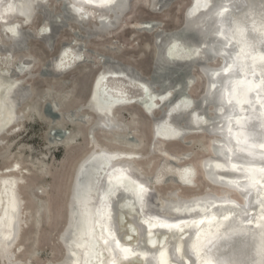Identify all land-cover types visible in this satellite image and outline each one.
<instances>
[{
	"label": "bare ground",
	"instance_id": "6f19581e",
	"mask_svg": "<svg viewBox=\"0 0 264 264\" xmlns=\"http://www.w3.org/2000/svg\"><path fill=\"white\" fill-rule=\"evenodd\" d=\"M8 1L9 0H0V33H2L1 35L4 34L3 38L5 40L6 36L9 37V33L4 32L1 29V25L10 29L17 27L19 24L21 25V20H17L18 16L10 20L7 19ZM71 1L73 5L78 8L83 9L87 7L91 10V13L94 12L93 7H104V9L109 10L121 4L120 0H105L103 4L100 3V0H91V2H89V0ZM158 1L159 0L154 4L158 3ZM208 1L209 0H196V3L193 5L195 0H191L186 3L184 12L188 13L189 11L199 9V14L197 15L198 20H201L206 15L209 16L214 14L213 16L217 18L215 22L220 23V26L217 27V30H213L212 34L213 36L221 35L225 39L218 47H213L212 49L210 46L211 51H213V54L210 56L212 60L207 64L197 62L195 64L196 69L192 74L196 75L195 72H198L199 75L204 77V88L196 97L200 96L202 99H205L206 94L209 97L213 96V93L215 94L216 92L215 95L218 98V103H211L209 106L210 118L206 117L203 108H199L192 94H183L181 91L174 95V97H171L168 103L164 104L162 108L161 105H159L160 99L166 94H173V88L178 85L177 82L183 77L180 78L181 75L179 76L177 74H174V76L177 75L179 78H176V76L175 78L168 76V79L166 78L168 81L169 78H173V80L169 81L170 84L166 87L160 85L162 82L161 76L163 75L153 72V62L154 55L158 49L156 39L161 38L160 41H164L165 37H161L162 31H159L157 28L154 30L150 28L146 30L148 23L152 20L151 18H144L148 20L142 21L139 26L142 28L140 32H146L151 35L153 54L148 75H144L137 70L129 69L127 67L128 65L124 66L113 64V62H102L98 55V62L94 63V61L91 60L93 64L99 66L95 74L94 72L98 67L93 68L89 62H87V64H89L91 68L96 69L93 72L90 83L92 92L95 86L100 85L103 92L109 94L114 101H119L114 112L117 116L120 115L118 108L121 106L132 104L138 100L147 104L149 99L152 100L153 105L157 108L154 113V118L151 119V133H153L154 126L166 121L165 116L161 115L162 111L170 110L183 98H188L194 104L193 108L188 111L190 114H194L197 118H204V125L198 123V120H195L197 127L188 125V121L185 118L180 122H176L174 119L166 121L181 134H179L180 136L178 137L169 138L166 141L162 140L160 143L166 145L170 143L169 141H175L182 146L190 147L193 143V139L191 138L192 135L202 132L209 135V154L200 159L199 167L205 181L219 189H206L202 192L185 196L181 195L178 186L173 184L174 186L172 188L158 193L154 199L162 201L165 196L175 192L185 200L203 199L207 195L210 196L212 194L222 198L214 199L208 206L211 207V210L205 212V209L208 207L203 208L202 214L174 217L169 211L164 210L159 212L156 209L157 204L152 200V193L149 185L152 179H158L159 175L165 179L169 171H177L180 175H187L188 172H193L192 176L189 175L185 178L192 183L191 186L186 187L197 188L199 186L197 181L198 169L194 163L190 161L191 157H189L191 150L169 151L162 149L161 157L153 166L151 172L144 173L140 165H137L134 161L135 159L144 160L152 155L155 150L159 151V147H155L156 142L150 139L151 136L149 137L150 141L145 151L132 148H112L100 143L98 138H95L94 133L97 134L103 131L111 135L115 141H123L129 145L136 143L135 139L137 137L131 136L129 134L130 130L126 124L119 119L118 123H120V125L123 124L125 127V130L122 132L119 125L110 127L105 119L93 118L91 125L102 123L107 127L106 129L103 128L94 132L88 129L87 140L90 149L76 164L72 181L77 170L91 157L96 158L97 161L101 160L103 156L105 158L108 157L107 159L115 156L118 158L115 160L110 159V165L104 168L100 176L102 180L99 186L100 189L95 193L92 202L89 204L90 210L88 214L84 208H81V203H79L77 216L81 225L78 234L76 233V235H73V238L69 241V246L66 248L59 243L62 247L63 255L60 260L54 261L51 264H149L150 261L151 264H163L165 261L167 264H171L173 259L171 256L172 244H176L177 247L180 248V252L177 253V255H184L185 264H193V262H195V264H201V260L196 256L190 257L185 254L186 249L184 247L185 244H190L192 241L196 240L195 232L197 231V227L200 231L201 244L204 245L205 248H211V251L206 253L202 248L201 255H206V258L212 260L213 264H217V261H223L225 264H233V262L236 261L243 262V264H251L252 261H255V264H260V256L257 254V250L260 247L262 237H264V204H261V201H264V172L261 171V169L264 168V67L260 66L264 64V60L261 59V57H264V47H262V43H264V0H225V4L221 3V5L209 7L204 11L200 10L207 5ZM85 3H88L90 6H88V4L85 5ZM95 16L102 18L109 17V14L108 12H98ZM221 18L223 24L219 21ZM3 19L6 20L4 23L1 22ZM48 20V18L44 17L43 25L48 24ZM227 22H231L234 26H237L235 27V31L238 33L236 40L235 37L230 34L233 32V28L231 26L229 27ZM178 27L179 25L172 29H164V32L168 34ZM18 31L22 34L24 33L23 29L21 30V26L18 28ZM33 32L40 36L36 39L43 41L45 34L41 35L40 33H44V31L36 32L33 30ZM52 34L54 36V33ZM112 35L113 34H110L109 36L111 37ZM53 36H51L50 40ZM75 37H79V35L75 34ZM80 37L84 40L87 39L85 34L80 35ZM50 40L47 43L44 42L48 54L51 52L49 48ZM189 41L191 48L194 50L201 49V45H207L206 41L199 38V35H191ZM237 41L240 42L244 48L249 49L251 52H255L252 58L256 63L255 69L249 70L246 59H243L242 56L240 57V54L232 48V45ZM165 43L167 45L168 42L165 41ZM0 45H6L5 49L7 52H11L15 49L16 51L17 49L25 51V53L17 58L15 62L16 66L11 69V72H0L1 134V132L7 128V125H11L19 120L16 113V105L18 104H16V102L18 101L15 100L17 99L15 96L19 95L21 102L26 101L28 96H32V91L31 94L27 96L25 88H28V84L24 87L22 83L27 79L33 78L37 74L30 72L31 69L29 70L31 59L33 58H31L32 55L28 56L27 52H29V47H20L21 45L19 43L11 45L7 40L5 45H3V43H0ZM69 45V43H63L58 54L51 58L54 62V67L66 68L65 65V67H60V65L63 63L62 59H65L63 55L67 53ZM82 46H84V44H81V47ZM77 50L79 52V50L81 51L82 49H80L79 46ZM73 52H77L76 49L73 50ZM29 54L31 53L29 52ZM66 60L69 64L70 60ZM36 61L35 59L34 63H36ZM215 62L217 63L215 64ZM73 64L74 63H71L70 65ZM237 64L241 66L240 71L243 70L244 73L240 77L231 75L228 77V80L229 78L232 80L236 78V80L241 81L245 91L243 93L236 91L235 94H233L229 91L227 86L223 84L222 87L220 86L221 81L218 77L221 76L224 71L231 74L234 73ZM70 65L67 66L69 67ZM226 67L227 70H225ZM17 68L24 70L19 73L20 71ZM68 69H71V67ZM42 71H44V67L41 68L38 75L42 78H48L41 74ZM252 73H255V75ZM208 74L211 76L216 75L215 80H209ZM247 74H249L251 78L246 77ZM192 75L189 73L186 77L190 79ZM238 78L244 79L240 80ZM49 79L56 80L53 78ZM13 84H16L17 87L12 92L9 105L8 101L6 102L1 96V92ZM236 84H231V87L235 89ZM137 86L145 87L149 91L148 97L143 96V93L138 88H135ZM249 86L253 89L258 88L261 92L259 93L256 90L255 96V99H257L263 107V112L261 114L257 109L252 108L255 102H251V95L247 92L246 87ZM211 87L213 88L211 89ZM222 90H225L227 93L226 98L223 97L221 93ZM230 98L232 99V104H229ZM136 102L134 103L135 105H137ZM77 105H79V103ZM75 106L72 105L69 108H74ZM235 107L239 109L237 112H234ZM85 110L86 109L82 112H85ZM216 111L220 114H216ZM114 113H112L113 117L115 116ZM46 116L50 117V115ZM77 116L78 115L75 114V116L70 117H72L75 122H79L77 121ZM51 119L53 120V118ZM89 125V123H86V128H89ZM66 137L67 135L65 138ZM129 137H134V139ZM106 138L109 140L108 137ZM190 140L192 141L189 144L188 142ZM238 140L239 143H237ZM0 143H2L1 139ZM215 144H218L221 148L220 157L213 155L215 153ZM191 153H194V151ZM211 162L219 165L224 173L209 171ZM162 164L166 168L163 169L164 171H161ZM92 165L96 166V163ZM17 166H19V164ZM14 170L15 167L12 165L0 173V264H33L30 260L26 262L14 258L13 252H11L12 246L18 239L20 231L19 223H22L20 218L21 214H19L22 207L19 201L20 195H18L16 191L18 179L11 174ZM254 172L260 176L255 175V177H252ZM126 179L133 181V183L128 182V180L126 181ZM108 180L113 183V187L111 190H104L103 181L107 182ZM20 181H22V178ZM164 184L160 183V185ZM249 186L251 187L250 189L253 190L252 194L250 193L251 191L247 189ZM140 192L141 194L147 193L148 195L146 197L149 207L148 212H139L136 199ZM233 193H235V196L232 195ZM69 203L70 195L67 202L66 222L59 232L58 238L62 233H69L67 232V228L69 227ZM213 204L216 206L214 207ZM245 205L247 206L246 209L244 207ZM196 207L202 208L201 205L194 204L186 207L184 210L189 211ZM243 213H249L250 215L249 219H245L249 224L247 228L241 225ZM225 215L229 217L228 220H224L223 217ZM201 219L205 221L203 225L193 224V221H199ZM209 220L212 221L211 224ZM181 221L188 222L187 225L181 224V227L184 228L183 233L178 229L169 230L159 227L162 223L174 224L180 223ZM229 224L237 228L235 234H229ZM153 225H156V227H153ZM174 233L175 236L173 235ZM147 235H150V237L148 238ZM181 236L183 237L182 239H180ZM208 239L213 241L211 245L207 244ZM149 240L153 241L152 245L148 244ZM1 241H3V244H1ZM106 241L108 243H106ZM115 241H119V244L117 245ZM65 242H67V239H65ZM125 248L128 249V251H122V249Z\"/></svg>",
	"mask_w": 264,
	"mask_h": 264
},
{
	"label": "rangeland",
	"instance_id": "374dc122",
	"mask_svg": "<svg viewBox=\"0 0 264 264\" xmlns=\"http://www.w3.org/2000/svg\"><path fill=\"white\" fill-rule=\"evenodd\" d=\"M176 3L178 2H174L170 9L163 13H152L143 5H139L134 9L132 16L127 18L126 23L117 29L111 37L92 39L87 47L96 49L104 54L113 55L117 60L133 65L142 74L148 75L153 54L151 35L146 32L137 31L135 26L139 27L142 21L148 20L144 18H151L162 20L166 30L177 27L171 28L173 24V15L171 13L179 14V11L175 10ZM83 9L91 12L87 7ZM44 17L39 13L38 19L29 26L36 32L45 31L47 27L50 29V32L44 35L43 41L38 39L32 40V46H29L31 54L27 52L28 56L32 55L31 58L33 57L32 59H34H31L29 70L31 69L30 72L37 75L27 79L22 85L24 87L26 84L31 85L32 96H28L24 102H21L19 95L15 96L17 98L15 100L18 101L16 102V104L18 103L16 105V113L19 120L11 125H7V128L2 131L4 133L1 132L0 134L2 141L0 143V173L12 165L15 167V170L11 174L18 179L16 191L20 195L18 197L22 206L19 213L21 214L22 223H19L20 231L18 239L12 246L11 252H13L14 258L26 262L30 260L33 264H51L54 261L60 260L63 255L62 247L56 242V239L66 222L67 202L76 164L90 149L87 140L88 128H86L85 124L75 122L69 114H62L60 120L54 118L52 120L51 116V118L46 116L48 115L47 110L50 105H53L52 99L56 102V109L59 111H64L70 106L80 103L83 96L86 95L84 93L88 88V84L91 83L95 69L91 68L86 62L64 72L56 80L42 78L38 75V72L44 67L47 59H51L56 54V51L58 54L62 45H58L60 41L70 44L67 53L63 55L65 59H62L63 63H61L60 67L75 63L76 59L82 56L86 57L89 61L93 60L94 63L99 61L96 54H89L84 50H79L78 52L77 49L80 43L84 44L86 40L81 37H75V34L84 35V33L76 31L75 27L77 26L70 21L68 22L69 26L63 27L59 32L56 39V47L48 54L44 42L47 43L50 40L51 36H53V31L52 27H50V22L43 25ZM17 18L20 21L21 18ZM59 26L58 22H53L55 29H58ZM24 27L28 26H21V30ZM1 34L0 43L5 45L4 34ZM105 45H109V48L111 46L113 49H109ZM0 48V72H11V69L16 66L15 62L17 58L25 53V51L20 49L16 51L15 49L11 52L8 51V53L5 49L6 45H0ZM75 49L77 52H73ZM35 59L37 60L36 63H34ZM66 59L70 60L69 64ZM98 69L99 66L94 74ZM175 74L181 75L180 78L183 77L181 72ZM195 74L199 75L198 72H195ZM177 75H175L176 78H179ZM175 76L174 74L172 75L173 78ZM172 77L169 78V81L173 80ZM163 79L161 80L162 82ZM182 79L177 82L178 85L176 86H180ZM197 87H200V89L195 94H192L194 97L202 92L204 80L194 85L192 90L196 91ZM70 103L72 104L69 106ZM138 107L140 106L134 103L119 107V111L125 110L127 114L122 116L120 112L118 119L126 124L131 136L141 138L140 131L138 133L136 131L139 129L142 131L147 129L149 136H151L152 120L150 119L146 126H142L141 128L140 121L142 122V117L139 111L140 108ZM66 135L67 137L65 138ZM94 135L100 143L112 148H132L141 151L146 150L148 142L151 139L150 137V139L140 141V143L136 142L129 145L123 141H115L111 135L103 131L97 134L94 133ZM191 138L193 139V143L190 147L182 146L175 141H169L170 143L166 145L161 144L159 151L155 150L148 158L144 160L135 159L134 162L140 165L144 173H150L153 166L161 157L162 149L169 151L188 149L191 152L194 151L190 161L198 169L197 181L199 186L197 188H186V191H179V193L186 196L202 192L206 189H219L205 181L199 167L200 159L209 154L210 136L202 132L192 135ZM18 164L19 166H17ZM21 178L22 181H20ZM67 179H69L68 183ZM152 183L150 181V188L152 187ZM165 185L169 184L160 185L161 189H158V193H162L174 186L173 184L172 186L171 184L169 186ZM65 194H68V196H65ZM232 195L235 196V193ZM64 216L63 224L60 225L59 222L58 226L56 224L57 221H62L61 219Z\"/></svg>",
	"mask_w": 264,
	"mask_h": 264
},
{
	"label": "water",
	"instance_id": "95a60500",
	"mask_svg": "<svg viewBox=\"0 0 264 264\" xmlns=\"http://www.w3.org/2000/svg\"><path fill=\"white\" fill-rule=\"evenodd\" d=\"M121 4L117 7L110 8L109 10L104 9V7H93L94 12H88L85 11L82 8H78L73 5L71 0H9L7 2V19H13L16 16L20 17L21 19V25H17V27L14 28H7L3 25H1V29L4 32L9 33V37L6 36V40L9 44H20V47L28 48L29 46H32L31 41L35 40L36 38H39L40 36L33 32V28L31 29L29 26H31L34 21H36L38 18V12L41 15H44L45 18H48L50 22V26L52 27V31L54 33L53 38L50 40V51H53L56 47V38L59 34V32L62 30L63 27L69 26V21L72 24H75L77 27H75L76 31H81L85 34V37H87L86 41L84 42V46L81 47L80 43V49L86 51L89 54H96L100 58L102 62L118 64V65H128L127 67L132 70H137L136 67L133 65H129L121 60H117L113 55L104 54L96 49L87 47L90 39H103L105 37H109L110 34H113L116 32L117 29H119L123 24L126 23L127 18L131 17L134 13V9L138 7L139 5H143L146 7L149 11L152 13H163L170 9L171 5L174 2L176 3L175 10L179 11V14H173V24L171 26H177L179 27L175 29L174 31L170 33L164 32V22L159 19H152L151 22L148 23L147 29H158L159 31H162V36L165 37L164 41H160L161 38L156 39V43L158 44L157 52L154 55V62H153V72L154 73H161L163 76L161 78H167L168 76H172L175 73L181 72L183 74V79L180 82V86H176L173 88V94L168 93L166 94L162 99H160L159 105H161V108L164 104L168 103L171 97H174V95L178 94L180 91L183 94H195L197 90L200 89V87L196 88V91H193L192 88L194 85L200 83L203 80L202 75H192L193 71L196 69L195 64L197 62L207 64L209 61H211V54H213V51H211V48L218 47L220 43H222L225 39L221 35L213 36V30H217V27L220 26V23H216L215 20L217 19L213 15L204 16L201 20L197 19V15L199 14V9L195 11H189L188 13L184 12V7L186 3L190 2L191 0H159L158 3L154 4L157 0H120ZM180 1V2H179ZM196 3H193V5ZM221 3L225 4V0H209L207 5L204 8H201L200 10H206L209 7H215L217 5H221ZM88 3H85L87 5ZM88 6H90L88 4ZM93 6V5H91ZM112 9V10H111ZM98 12H108L109 17H102L98 18L95 15ZM6 21L3 19L1 22L4 23ZM223 24L222 18L219 20ZM230 21V20H229ZM53 22L59 23V28L55 29L53 27ZM228 26L233 28V32L230 33L235 37L238 36V33L235 31V27L231 22H227ZM20 26H28L24 27V33L22 34L20 31H18V28ZM135 29L137 31L142 30L141 27L135 26ZM169 29V28H168ZM48 32H50L49 27L45 29L44 33L41 32L40 34L46 35ZM239 32V31H238ZM191 35H199V38L203 41H206L207 45H201V49L194 50L191 48L189 37ZM80 37V35H79ZM233 37V38H234ZM234 40V39H233ZM167 41V45L165 43ZM116 42V41H113ZM213 43V44H212ZM63 44L62 41L58 42V45ZM107 48H109V45H105ZM229 46V45H226ZM262 47H264V43H262ZM111 49H113L110 46ZM109 48V49H110ZM232 48L239 53L240 57L242 56L243 59H246L248 63V68H251V70L256 68V63L252 59L253 55H255V52H251L249 49H246L242 46L240 42H235L234 45H232ZM116 51V50H115ZM57 54V51H56ZM56 54H54L52 57H55ZM30 58V57H29ZM85 62H89L93 68H97L95 64L92 63V61L88 60L86 57L82 56L80 58H77L75 63L73 65H70L69 67L66 66V68H59L54 67V62L51 59H47L44 64V71H42V75L48 78L57 79L62 76V74L65 71L71 70L68 68H75L79 64H83ZM18 69V68H17ZM16 70V69H15ZM21 73L24 69H18ZM96 70V69H95ZM17 71V70H16ZM93 72V71H92ZM141 73V71H139ZM191 74L192 78H187V74ZM243 70L240 71L239 75L237 77H240L243 74ZM251 74V73H249ZM249 74L246 75V77H249ZM255 75V73H252ZM231 73L222 72L221 76L218 77V79L221 81V87L222 84L224 86H227L228 88L231 87V84L235 85L238 80L233 81L232 79L228 77L231 76ZM216 75H210L208 74L209 80H215ZM240 80H243L244 78H238ZM231 81V83L229 82ZM170 84L169 81L163 80L160 85L163 87H166ZM28 88H25L27 91V96L31 94L32 87L30 84L27 85ZM246 86V85H245ZM17 87L16 84H13L12 86L8 87L7 89H4L1 92V96L3 99L9 104V101H11V95L13 90ZM135 88H138L142 93L143 96H147L149 94V91L145 87L137 86ZM213 87H211L212 89ZM232 88V87H231ZM247 92L249 95H251V102H255L253 107L254 109H257L259 113L261 114L263 112V107L261 106L260 102L255 99L256 96V90L261 93L258 88H251L246 87ZM91 93V96H90ZM222 95L224 98H226V92L225 90H222ZM86 95L83 96L82 101L79 103V105L75 106L74 108H67V110L59 111L57 110V104L52 99L53 105H50V107L47 110L48 115H50L54 119H61L62 113L69 114L70 116L78 115L77 121H79L82 124L89 123V130L93 132L101 130L103 128L106 129V125L104 124H93L92 119L93 118H103L108 123L110 127L113 126H120L121 132L125 130L124 125H120L118 123V116L115 115L113 117L112 113L115 112L116 106L119 104V101H114L112 97H110L109 94L102 91V88L100 85H97L93 88L90 87V84H88V88L86 92L84 93ZM216 94V92H215ZM213 93V96H209L206 94L205 99H202L199 97H194L195 102H197V105L200 109H204L205 115L207 118H210V111L209 106L211 103L217 104L218 98ZM149 99V98H148ZM264 101V100H263ZM136 102V101H135ZM134 102V103H135ZM73 103V102H72ZM70 103L69 106L72 104ZM141 100H138L136 104L140 106V114L142 117V122L140 121V126L142 128L146 126L148 121L150 119L154 118V113L156 112V106L153 105L152 100L149 99L148 103L145 104ZM10 105V104H9ZM193 102L189 100L188 98H183L181 101L178 102V104L174 105L170 110L162 111L161 115L165 116V120L169 121L170 119H174L176 122L183 121L185 118L188 121V125L192 127H197V123H195V120H198V123L204 125L205 121L204 118L200 117L197 118L194 114H190L188 112L193 108ZM73 108V109H72ZM84 109L85 112H82ZM239 109L235 107L234 112H237ZM121 115L124 116V114H127L125 110L120 111ZM216 114H220L218 111H216ZM166 121L163 123L158 124L157 126H154L153 133L151 135L152 141L156 142L155 147H161L160 141L162 140H168L169 138H175L180 136L179 132L176 131V129L168 124ZM212 122V121H211ZM123 127V129H122ZM137 133L140 131L141 138L137 137L135 140L136 142L143 140H147L149 136V132L147 129L145 130H136ZM142 131V132H141ZM149 136V137H148ZM134 139V137H129ZM142 139V140H141ZM192 140H190L188 143L190 144ZM215 153L214 156H221V148L218 144H215ZM228 152V151H227ZM194 153H189V157L193 156ZM108 157H104L101 160H96V158L91 157L88 161H86L81 167L77 170L75 177L73 178V181L71 182V193L70 195V203L68 206V228L67 232L69 233H62L59 238H57L56 242L61 243V245L66 248L69 246V241L71 238H73V235L78 234L79 227L81 223L78 221V211H79V203H81V208H84L86 213L89 212V204L92 202V198L95 195V193L98 191L99 186L102 183V180L100 179V176L104 170V168L108 167L110 165L111 160H115L118 157H111L107 159ZM75 159V158H74ZM111 159V160H110ZM109 160V161H108ZM97 161V162H96ZM257 161V160H256ZM96 163V166H93L92 164ZM164 165L162 164L161 171H164L163 169H166ZM208 169L207 167H205ZM71 169V167H70ZM209 171L212 172H223V169L219 165H216L214 162H211L209 165ZM189 173V174H188ZM187 175H180L177 171H169L163 179L161 175H159L158 179H152V187H151V193H152V200L155 201L157 204L156 209L160 211H169L173 214L174 217L176 216H184V215H194V214H202V209L209 206V203H211L214 199H221L219 196H216L215 194H212L210 196H206L203 199H192V200H185L180 195H178L177 192L168 194L163 198L162 201H159V199H154L158 194V189H161L160 183L164 184H175L178 186V190L180 192L186 191V186H191L192 183L190 181H187L185 178L186 176H192L193 172H188ZM161 174V173H160ZM260 176L257 173H253L252 177ZM140 176V175H139ZM251 177V176H250ZM69 178V176H68ZM67 179V183H68ZM132 182L129 179H126V181ZM164 181V182H163ZM66 185L68 186V184ZM104 190H111L113 187V183L111 181L104 182ZM165 185V186H169ZM261 187V186H260ZM251 187L247 188L250 190L251 194L253 192ZM67 191V188H66ZM67 193V192H65ZM65 196H68V194H65ZM147 193L141 192L137 196V205L139 208V212L142 211L148 212L149 207L147 204ZM225 198V197H224ZM199 204L202 208L196 207L195 209L185 211L184 209L190 205ZM215 207L216 205L213 204ZM212 206V207H213ZM245 209L247 206H244ZM151 208V207H150ZM183 210V211H182ZM211 210V207H208L205 209V212H208ZM62 221H57V225L60 222V225L63 224L65 216L62 217ZM243 220L241 221V225L244 227H248L249 224L245 221V219H249L250 215L249 213H243ZM59 226V225H58ZM77 227V228H76ZM16 236V235H15ZM148 238L150 235H147ZM65 239H67V242H65ZM151 239V238H150ZM3 244V241H1ZM148 244L152 245L153 241L149 240ZM10 245V244H9ZM8 247V246H6ZM1 249L3 250L2 246ZM59 249V248H58ZM61 253V251H60ZM8 256V255H7ZM12 258V257H11ZM11 264V263H10ZM115 264V263H112Z\"/></svg>",
	"mask_w": 264,
	"mask_h": 264
},
{
	"label": "snow or ice",
	"instance_id": "6c2138e0",
	"mask_svg": "<svg viewBox=\"0 0 264 264\" xmlns=\"http://www.w3.org/2000/svg\"><path fill=\"white\" fill-rule=\"evenodd\" d=\"M89 2H91V0H89ZM105 2V0H100V3L103 4ZM262 60H264V57H261ZM261 67H264V64L260 65ZM240 68L241 66L239 64L236 65V71L234 73H232V75H239L240 73ZM227 70V67L226 69ZM249 70H251V68H249ZM231 83V82H230ZM229 91L232 92L233 94H235L236 91H238L239 93H243L245 91V88L242 84L241 81H237L236 84V88H229ZM229 104H232V99H229ZM237 143H239V140L237 141ZM262 172H264V168L261 169ZM239 187V185H238ZM261 204H264V201H261ZM224 220H228L229 217L227 215H225ZM214 219V218H212ZM211 220H209V223L211 224ZM187 221H181L180 223H162L159 225L160 228H166V229H178L181 233H183L184 228L181 227V224H185L187 225ZM205 223V221L203 219L199 220V221H193L194 225H203ZM153 227H156V225H153ZM229 228V234H235L237 231V228L231 224H229L228 226ZM175 236V233L173 234ZM196 235V240L192 241L190 244H185V249H186V253L187 255L191 256H196L197 258H199L201 260V264H213L212 260L206 258L205 256L201 255V250L202 248L204 249L205 253L208 251H211L210 247L205 248L204 245L201 244V239H200V231L199 228L197 227V231L195 232ZM183 237L181 236L180 239H182ZM106 243H108L106 241ZM115 243L118 245L119 241H115ZM213 243V241L211 239L207 240V244L211 245ZM122 251L126 252L128 251V249H122ZM180 252V248L177 247L176 244H172V248H171V256L173 257L171 264H185V257L184 255H177V253ZM257 254L260 256V264H264V237H262L261 239V243H260V247L257 250ZM153 258H154V254H153ZM149 264H151V261L149 262ZM163 264H167V262H163ZM193 264H195V262H193ZM217 264H225V262L223 261H217ZM233 264H243V262L240 261H236L233 262ZM251 264H255V261H252Z\"/></svg>",
	"mask_w": 264,
	"mask_h": 264
}]
</instances>
